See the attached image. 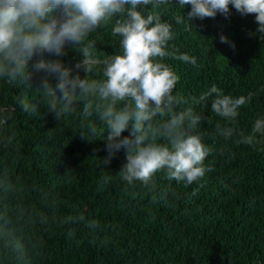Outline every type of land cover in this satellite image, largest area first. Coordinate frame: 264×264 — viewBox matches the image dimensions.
<instances>
[{
	"label": "trees",
	"instance_id": "16d2710c",
	"mask_svg": "<svg viewBox=\"0 0 264 264\" xmlns=\"http://www.w3.org/2000/svg\"><path fill=\"white\" fill-rule=\"evenodd\" d=\"M158 11L174 32L167 50L196 59L195 65L164 59L179 77L174 95L191 103L213 85L233 97L253 94L232 124L212 112L215 94L193 105L204 117L197 132L212 148L204 161L211 171L191 185L157 174L154 192L140 182L128 187L116 176L126 163L124 149L100 166L104 135H91L87 125L107 130L95 115L85 119L81 105L57 120L34 88L0 80V214L11 221L0 220V264H264V137L257 134L254 146L238 142L240 132L251 134L264 117V33L254 15L234 8L227 18L217 14L190 25L187 18L175 22L190 6L170 2ZM222 35L235 48L221 43ZM89 40L101 58L121 54L111 27ZM66 52L46 58L66 66L82 59ZM98 69L92 78L99 80L103 65ZM217 123L233 127V136H219ZM6 176L20 177L23 190L6 193ZM93 220L97 226L89 227Z\"/></svg>",
	"mask_w": 264,
	"mask_h": 264
},
{
	"label": "clouds",
	"instance_id": "9594fccd",
	"mask_svg": "<svg viewBox=\"0 0 264 264\" xmlns=\"http://www.w3.org/2000/svg\"><path fill=\"white\" fill-rule=\"evenodd\" d=\"M170 2L183 10L191 7L187 14L175 17L177 25L185 18L188 24L217 14L227 18L234 8L243 16L254 15L258 32L264 33V0H0V80L34 88L47 114L57 120L77 114L82 105L83 117L95 115L107 130L87 125L91 135H104L107 155L98 159L101 168L124 149L126 163L116 176L128 187L140 182L149 192L155 191L157 174L191 185L211 171L204 161L212 148L202 142L203 133L197 132L204 117L195 113L193 105L215 94L212 112L232 124L239 109L253 98L252 93L225 95L216 85L199 99L191 97V103L174 95L179 77L164 59L175 56L193 65L196 59L167 50L174 32L158 9ZM101 27H111V35L120 38L121 54L98 55L89 36ZM220 42L235 48L226 36ZM66 49L82 59L66 66L61 59L46 58V54L63 57ZM100 65L102 78H92L99 74ZM37 74H42L38 82ZM181 104L188 106L180 108ZM24 110L35 111L27 104ZM216 130L226 139L235 132L219 123ZM125 132L129 135L124 136ZM257 134L264 137V117L254 121L251 134L240 132L238 142L254 146L260 142ZM81 138L88 139L83 133ZM20 179L6 176L4 191H22ZM0 220L5 226L11 222L6 214H0ZM97 224L90 221L89 227Z\"/></svg>",
	"mask_w": 264,
	"mask_h": 264
}]
</instances>
